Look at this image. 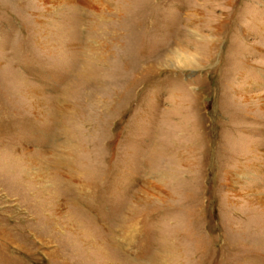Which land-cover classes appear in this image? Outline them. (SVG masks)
Listing matches in <instances>:
<instances>
[{"label":"rangeland","instance_id":"374dc122","mask_svg":"<svg viewBox=\"0 0 264 264\" xmlns=\"http://www.w3.org/2000/svg\"><path fill=\"white\" fill-rule=\"evenodd\" d=\"M0 264H264V0H0Z\"/></svg>","mask_w":264,"mask_h":264},{"label":"bare ground","instance_id":"6f19581e","mask_svg":"<svg viewBox=\"0 0 264 264\" xmlns=\"http://www.w3.org/2000/svg\"><path fill=\"white\" fill-rule=\"evenodd\" d=\"M180 57V56H179ZM192 58V57H191ZM189 56L188 57H186L185 56V58H183V60H182V62L183 63H186V62H190V61H192V59H191ZM177 59H178V57H177ZM179 60V59H178Z\"/></svg>","mask_w":264,"mask_h":264}]
</instances>
